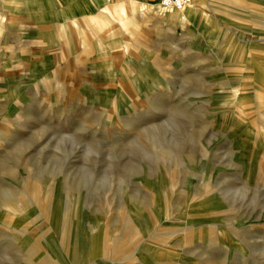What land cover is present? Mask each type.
Here are the masks:
<instances>
[{"label":"rangeland","instance_id":"374dc122","mask_svg":"<svg viewBox=\"0 0 264 264\" xmlns=\"http://www.w3.org/2000/svg\"><path fill=\"white\" fill-rule=\"evenodd\" d=\"M199 2L0 0V264H264V0Z\"/></svg>","mask_w":264,"mask_h":264},{"label":"crops","instance_id":"0c3cea01","mask_svg":"<svg viewBox=\"0 0 264 264\" xmlns=\"http://www.w3.org/2000/svg\"><path fill=\"white\" fill-rule=\"evenodd\" d=\"M143 1H153V0H133V1L132 0H126V1L125 0H71V3L67 5L65 9H59L58 14L62 16L61 13H64L65 16H67L68 18L70 17L69 18L70 21L83 23L73 19L72 18L73 14L77 12L88 15L90 12L95 11L97 13L96 15L90 17V22L94 23L99 30H102L103 32L107 31V33L110 31L123 32L129 36V39H135L138 41L145 37L142 35V32L151 31V29H149L148 27V25L150 24L149 21L151 20L150 18H148L149 15L147 16L143 14V10H145L148 6H153L154 4L150 5ZM199 1L201 2L196 4V6L204 4L206 0H199ZM108 3H119V4L109 6L106 5ZM102 10L103 11L108 10V12H110L109 15L111 14L110 16L113 18V20L117 22V26H111L100 16L99 13L102 12ZM145 16H147V18H145ZM151 16L160 17L162 19L164 18L162 14L153 15V13H151ZM119 19L123 21V23L125 24L123 27L120 26ZM85 29L87 30V27ZM137 33L139 35L135 36V34Z\"/></svg>","mask_w":264,"mask_h":264},{"label":"bare ground","instance_id":"6f19581e","mask_svg":"<svg viewBox=\"0 0 264 264\" xmlns=\"http://www.w3.org/2000/svg\"><path fill=\"white\" fill-rule=\"evenodd\" d=\"M148 4V3H147ZM161 7L160 6H156V5H153V6H148L145 10H143V14L145 15V13L148 11H152L153 13L157 14L156 11L157 10H160ZM187 8V7H186ZM163 9V8H162ZM163 10H166V12L164 13V19L166 20H169L171 22H175V21H184L187 19V16L188 14L190 15V10H185V11H182V9H173V8H168V9H163ZM147 12V13H148ZM154 14V15H155ZM141 15V14H140ZM159 15V14H158ZM119 24L120 26L123 27V21H121L119 19ZM120 29V28H119ZM111 32V31H110ZM97 238L93 239V241H96ZM86 246V244H85ZM103 253V250L101 248V244L100 242L99 243H93L92 241H90L88 243V245L85 247V248H82L78 254H79V257H81V259H83L85 262L86 260H89V259H92L94 256H97V255H101ZM49 264L51 262L48 261ZM47 262V263H48ZM39 264H42L41 262H39Z\"/></svg>","mask_w":264,"mask_h":264},{"label":"built area","instance_id":"2783aa9c","mask_svg":"<svg viewBox=\"0 0 264 264\" xmlns=\"http://www.w3.org/2000/svg\"><path fill=\"white\" fill-rule=\"evenodd\" d=\"M192 0H157V5L163 9H181L191 3Z\"/></svg>","mask_w":264,"mask_h":264}]
</instances>
